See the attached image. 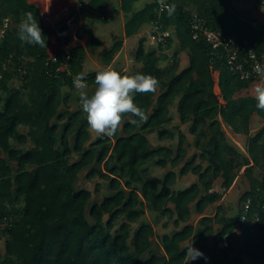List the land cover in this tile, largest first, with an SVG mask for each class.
<instances>
[{"label":"trees","instance_id":"trees-1","mask_svg":"<svg viewBox=\"0 0 264 264\" xmlns=\"http://www.w3.org/2000/svg\"><path fill=\"white\" fill-rule=\"evenodd\" d=\"M84 1L91 12L105 18L107 0ZM138 1L121 0V10L127 17L126 37L134 36L150 19L157 18L151 13L152 3L135 11ZM168 1L176 5L172 16L162 17L164 26L174 29L177 40L172 64L160 66L163 58L156 49H147L144 38L135 54L139 68L122 74L139 72L158 79L155 93H137L134 97L148 119L140 122L136 118L138 122L133 125L126 114L117 134L91 141L82 111L70 113L67 105L71 95L63 94L65 88L75 89L72 81L82 73L85 49L71 48L66 68L70 76L64 70L56 77L60 64H51L53 75L47 76L46 47L22 44L17 37L19 23L31 12L47 46L49 29L42 11L29 0H0V21L11 20L10 29L0 41V240H5L4 252L0 248V264H188L185 253L191 241L207 259L197 258L189 264H243L244 257L253 264H264V180L259 182L250 176L252 166L264 164V126L249 138L248 163L223 130L225 124L233 132L249 136L252 117L264 119V111L255 107L254 96L241 95L253 82L241 80L221 58L211 62L209 45L192 39L189 22L193 14L189 8H195L213 30L221 29L238 41L248 40L257 52L263 46V32L231 8L229 0ZM99 43L93 38L92 49ZM172 44L170 38L169 48ZM121 48L122 40L116 41L104 53V64L109 65ZM180 52L188 56V65L183 69ZM58 57L60 62L65 60V54ZM18 69L23 71L21 89L12 82ZM215 71L219 72L223 102L214 93ZM96 72L86 74L92 92ZM176 101L179 121L188 126L194 146L200 151L199 156L190 159L186 133L178 129L175 134L165 128L172 120L171 107ZM154 132L162 142L178 138L176 155L169 147L150 148L147 134ZM71 138H75L73 147ZM74 152L78 159L72 162ZM157 158L156 165L161 168L169 163L176 169L183 163L180 174L191 173L197 180L182 190L174 189L177 173L173 170L161 185L145 180L146 169L142 167ZM198 158L207 165L196 163ZM87 167V178L100 176L108 180L116 194L101 203H90L92 192L75 188L79 174ZM243 167L251 181L250 191L242 197V205L252 202L247 220L241 224L243 208L232 218L207 215L206 211L221 200L214 183L221 179L222 187L230 189ZM144 205L173 222L177 229L161 238L163 255L151 254V225L142 224L132 232L131 225L140 221ZM194 213L199 217L196 226L190 224ZM215 223L221 228L215 229ZM238 229L243 245L234 256L233 247L229 244L222 248L221 242ZM210 237L213 245L208 251L204 243Z\"/></svg>","mask_w":264,"mask_h":264},{"label":"rangeland","instance_id":"rangeland-1","mask_svg":"<svg viewBox=\"0 0 264 264\" xmlns=\"http://www.w3.org/2000/svg\"><path fill=\"white\" fill-rule=\"evenodd\" d=\"M153 0H139L136 4L135 7L136 8H144L147 4L151 3ZM229 5L231 6V8H233L236 12H238L244 19H247L248 21H251L252 23L254 22H263L264 23V14L255 7V2L254 0H248V1H241V0H229ZM73 2V1H72ZM39 7V6H38ZM40 11H42V8L39 7ZM192 11L193 15H197V11L195 10V8H189ZM83 12V11H82ZM164 17V15L162 16ZM96 19L94 21H92V25L90 26L92 28L93 31L89 30L87 32L88 35H92L94 34V36L101 38L103 37V35H106V37L108 35L111 34L110 28L112 26V24H116L117 23V15L116 14H111L110 18L108 20V22H104L101 20V15H97L96 14ZM120 20V19H119ZM118 20V21H119ZM116 21V23H115ZM46 23V22H45ZM122 21L118 22V30L121 31L122 25H124ZM143 27L146 28L144 33L141 34L140 32H143ZM114 33V32H113ZM119 33V32H118ZM85 34V32H84ZM122 35V33H121ZM147 35H148V31H147V24L142 26L139 34L135 35V37H123L122 35V45L124 47V41L125 39H128L127 41V45L124 47V51H123V58L121 57L119 63L121 64L119 67V65H116L114 68V70H117L118 72H121L123 69H126L127 72H131V71H136L137 68H139V65L137 64L136 60H135V54H136V50L138 49L139 46V41L140 39H144L145 38V45L147 47V49H156L157 48L155 46H153V44H151L148 40H147ZM83 37V36H82ZM119 37H121L119 35ZM173 44L172 47L170 48V53L173 56L175 53V50L178 49V45H177V40L175 37V34L173 33ZM105 39V37H104ZM119 39V38H118ZM121 39V38H120ZM115 40V39H114ZM114 40L112 42H114ZM110 39L108 38L109 42ZM113 47L110 44H106L105 46V51L110 50V48ZM122 47V49H123ZM104 48V47H103ZM91 51V50H90ZM89 62L86 64L85 69H84V73H92L94 71L97 70H101L103 68H107L106 66L104 67L103 64L101 63V56L102 54L99 53L98 51H91L89 53ZM164 56V55H162ZM161 56V58H162ZM179 58H180V69H183L185 66L188 65V56L186 55V53L184 52H180L179 54ZM24 60H29V58H25ZM163 60H166V57H163ZM163 63L164 61H162V63H160L163 67ZM123 65V66H122ZM214 80H215V85H217V81H218V77H219V72L215 71L213 74ZM12 82L14 83V85H18L21 86L20 82L23 83V79H22V75L17 72L14 74V79H12ZM258 83H264V82H254L252 83V86L248 89V90H244L241 95L242 96H254L255 97V86ZM23 85V84H22ZM88 93L92 92L93 90L90 88H87ZM70 94L71 95V100L69 101L67 108L70 111V113H75V112H79L82 111L83 113V118L86 119V114L83 112L82 110V106L79 102V97H78V90L74 89L71 90L69 88H65L63 91V94ZM214 93L217 95V97L219 98L220 102L222 100L221 97V93L220 90L218 89V87H214ZM91 95V94H90ZM177 101L174 103V105L171 107V115H172V120L170 123L165 125V128L173 131L175 134L178 133V129H180L182 132L186 133L187 136V143L185 144V147L187 149V159H190L193 155H200V151L195 148L194 146V137L192 135H190L187 125H182L179 121V116H178V112H177ZM63 110H65V107L63 106ZM123 124V123H122ZM122 124L120 127H122ZM60 125H63V122H60ZM264 126V119L258 117V115H254L250 121V135L246 136L244 134H237L235 132H233V130L227 126V125H223V130L225 131L227 138L229 139V142L237 149L239 150V152L242 154V156L245 158L244 161H246V163H248L249 159V153H248V141L249 138L256 135ZM60 131H62V128L60 127L59 129ZM61 133V132H60ZM61 135V134H60ZM90 137H91V141H95L96 139L99 138V136L90 131ZM147 138L150 142V148L151 149H157L159 147H169L170 149H172L173 151V156L176 155L177 153V146H178V138L176 137V139L174 141H160L158 138V135L156 132L151 133V134H147ZM75 144V138H71L70 140V145L71 147H73ZM89 144H87L88 146ZM27 146H30L27 145ZM86 146V147H87ZM78 159V155L74 152L73 155L71 156V161H75ZM158 160L155 159L154 161H152L151 163L145 165L142 167V169H146L143 177L145 178V180H154L157 181L160 185L162 184L165 175L173 170L177 173V181H176V185L174 187V189H184L190 185H192L196 180H197V176H194L193 174H188L186 176H182L180 174V169L183 167V163L180 164L179 167H177L176 169H173L171 167V164L168 163V166L166 168H161L159 166L156 165V161ZM196 163H202L203 166L205 167L207 164L203 163L199 158L197 159ZM252 164H250L251 166ZM98 170H100V167H98ZM246 167L241 168L238 171V175L232 185V187L228 190L224 189L222 187V180L219 179L214 183V191L218 192L221 194V200L219 202H217L215 205H213L212 207H210L207 211L206 214L213 217L214 219L216 214L217 219L221 218V217H227V218H232L237 216V214L240 212V210L244 207L242 205V197L248 193L251 189V181H250V176L252 178L257 179L259 182H261L263 180V175H264V164L261 166H252L251 169V174L250 176L248 174H246L245 172ZM90 167H87L86 169H84L80 174H79V179L77 181V183L75 184V188L77 190L79 189H86L92 192V198L90 200V203H101L106 197L112 196L114 194H116L115 191H113L110 188V183L108 180L102 179L100 176H96L93 179H89L87 178V173L89 172ZM99 187V190L96 192V188ZM89 203V204H90ZM221 208V211H218V208ZM194 211V210H193ZM199 221V217L194 213V215L191 218L190 224L196 226L197 223ZM166 223H168V227L166 228L165 225ZM173 222L169 221L162 217L161 215L157 214L155 211L151 210L149 208V206L144 205L143 206V215L140 219V221L138 223L132 224L131 228H132V232L136 231L142 224H148L151 225L154 229V236L152 238L153 243H152V248H151V254L160 256L164 254L163 248L161 247V238L163 237L164 234H172L174 231H176L177 229L174 227V225L172 224ZM215 225V229H220L221 226L218 224H214ZM213 237H210L206 240V242L204 243L206 248L208 249V251L212 248L213 245V241H212ZM242 239L243 236L241 234L240 229H238L237 231L231 233L230 235H228L227 238H225L224 240L227 241L228 244H230L233 249H234V256H236L237 254H239V252L242 250ZM130 245H132V240L129 241ZM4 244H5V240L1 239L0 240V248L2 250V252H4ZM195 249H197L194 246ZM209 253L206 254V256H208ZM149 256H146L145 258H148ZM243 264H253L251 262L250 259H248V257H244V262Z\"/></svg>","mask_w":264,"mask_h":264},{"label":"built area","instance_id":"built-area-1","mask_svg":"<svg viewBox=\"0 0 264 264\" xmlns=\"http://www.w3.org/2000/svg\"><path fill=\"white\" fill-rule=\"evenodd\" d=\"M73 10L69 13L66 19L58 21L56 24H51L49 32H54L57 38L60 40V46L56 53L49 56L46 66L48 70L46 71L47 76L51 77L53 71L50 69L51 64H60L57 70V76H60L62 71L66 70V75L70 76V72L66 69L67 64L70 61L71 45L73 43H79L81 37L84 35L85 28L81 22L82 11L85 10L86 4L84 0H72ZM255 7L259 9L264 14V0H254ZM154 6L151 11L152 15H157L156 19H150L147 23V40L157 48V54L161 58L166 57L163 60V67H167L172 64L173 56L171 55L169 48V40L173 38L174 29L167 28L162 22V16L167 14V11L162 10L158 0H153L151 2ZM165 4H173L168 0H164ZM45 19V18H44ZM190 30L192 39L195 41H205L211 49V62L215 61L217 58H221L225 61L227 67L233 73L239 75V78L244 81L262 82L253 71L254 65L256 63L264 66V23L254 22L252 26L262 30L261 40L262 49L260 52L256 51V48L248 41H238L230 36H228L221 29L213 30L207 23L200 18L198 15H192L190 19ZM11 27L10 18H4L0 21V41L4 39L7 31ZM72 36V40L69 37ZM69 39V40H67ZM65 54V60L63 62L59 61L58 55ZM18 72L23 76V71L18 69ZM74 78V77H73ZM23 79V77H22ZM73 82V81H72ZM15 84L17 89H21L23 86ZM264 180V175H263ZM251 200L244 203L243 215L241 217V224L247 220V216L251 206ZM264 211V205L262 207ZM241 224H238L239 227ZM4 226V224H2ZM227 241L223 240L221 242L222 248L228 247Z\"/></svg>","mask_w":264,"mask_h":264},{"label":"clouds","instance_id":"clouds-1","mask_svg":"<svg viewBox=\"0 0 264 264\" xmlns=\"http://www.w3.org/2000/svg\"><path fill=\"white\" fill-rule=\"evenodd\" d=\"M158 2L161 9L167 11L169 16L175 13L174 3L165 4L164 0H158ZM17 37L22 44L46 47L42 29L31 12L26 13L25 18L19 23ZM253 71L264 82V66L256 63ZM95 84L94 92L89 95L86 74L77 73L73 78V86L78 90L79 102L86 114L89 130L98 136L109 138L117 134L126 114L129 116L128 122L133 125L138 120L144 122L148 119L145 110L134 102V97L137 93H155L159 87L158 79L150 74L138 72L122 75L112 68L98 70L95 74ZM254 92L255 107L264 111V83L256 84ZM186 250L188 264L197 258L207 259L201 251L193 247V241L186 246Z\"/></svg>","mask_w":264,"mask_h":264},{"label":"crops","instance_id":"crops-1","mask_svg":"<svg viewBox=\"0 0 264 264\" xmlns=\"http://www.w3.org/2000/svg\"><path fill=\"white\" fill-rule=\"evenodd\" d=\"M29 2L34 3L37 6L42 8V14L44 15L45 22H46L49 30L51 29L50 28L51 24H56L58 21L66 19L69 16V13L73 10L72 0H29ZM134 9H135V11H139L143 8L134 7ZM106 10H107V14H106L105 18L101 17L102 21L108 22L110 15L116 14L117 19L118 20L120 19L119 21H122V22L125 21V23H123L124 25H122L121 31H119L118 30V28H119L118 22L119 21L117 20V23L115 21L116 24L115 25L112 24V26L109 30V31H111V34L108 35L107 37H106V35H103V37L98 38V37L94 36V34L88 35L87 32L89 30L93 31L90 26L92 25V21H94L96 19L95 18L96 14L94 12H91L88 7H86L85 10H83V12L81 14V22L84 25L85 34L83 35V37H81V40L79 43H73L71 45V47L82 46L86 51V58H85V61L83 64L82 73H84L85 66L89 62L88 61L89 55H90L89 53L91 51H98L99 53L102 54L101 63L103 64L104 67L106 66L107 68H114L116 65H119V67H121L120 66L121 64L119 63V61L121 60L120 59L121 57L123 58L122 54H123V51L125 50L124 47L127 45L128 39H125L124 47L122 45L123 49L122 48L120 49V51L114 56L113 60L110 62L109 65L104 64L103 55H104V53L109 51V50L105 51L106 44H110L111 46H114L116 41L122 40L123 37H126L125 25L127 23V17L124 14V12L121 10V0H107L106 1ZM145 29L146 28L143 27V32L141 31L140 33L143 34ZM121 33H122L123 37H122ZM137 34H139V32ZM137 34H135V35H137ZM119 35L121 37H119ZM135 35L132 37H135ZM104 37H105V39H104ZM72 38H73L72 36L69 37L70 40H72ZM93 38H97L100 41V43L98 44V47L95 49H92V47H91V40ZM108 38L110 39V41L106 42V41H108ZM69 39H67V40H69ZM46 40H47L46 52H47L48 56H51L58 51L59 46H60V40L57 38V36L54 34V32H48V34L46 36ZM113 40H114V42H112ZM125 72H127L126 69H123L120 73L123 74ZM87 74H89V73H87ZM218 84H219V79L217 81V85H215L219 89ZM187 128H188V126H187Z\"/></svg>","mask_w":264,"mask_h":264}]
</instances>
